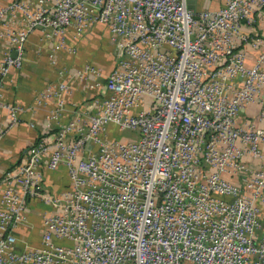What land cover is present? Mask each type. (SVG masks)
<instances>
[{"label":"built area","instance_id":"built-area-1","mask_svg":"<svg viewBox=\"0 0 264 264\" xmlns=\"http://www.w3.org/2000/svg\"><path fill=\"white\" fill-rule=\"evenodd\" d=\"M259 20L264 0L199 10L187 0L1 3L0 43L8 50L0 55V108L8 118L0 138L23 110L3 100V80L21 66L33 31L52 66L58 51H75L67 35L94 23L107 27L120 55L105 75L84 62L35 92L33 104L55 99L46 117L56 130L0 176V264H264ZM72 80L91 92L90 106L61 122ZM252 102L256 116L238 122ZM109 126L134 136L121 140ZM59 165L68 184L51 192L42 167ZM40 204L47 207L37 210L32 243L29 207Z\"/></svg>","mask_w":264,"mask_h":264},{"label":"crops","instance_id":"crops-1","mask_svg":"<svg viewBox=\"0 0 264 264\" xmlns=\"http://www.w3.org/2000/svg\"><path fill=\"white\" fill-rule=\"evenodd\" d=\"M6 1L8 0H0V4ZM221 3L222 0H193L191 8L193 10L202 8L211 9L218 7ZM257 22L258 23L254 25L255 31L263 32L264 23L261 20ZM75 38L67 35V41L75 47V51L73 53H68L64 50L58 51L56 53L57 64L52 66L48 62L45 45L43 44L42 47L39 48V31L36 29L28 36L21 66L19 68L10 69L4 77L1 88L3 100L19 104L23 107V110L18 115V121L7 126L0 138V176L6 169L21 158L26 147L37 137L51 135V133L56 130L55 123L46 117L47 112L55 106V99L50 97L44 103L33 104V96L35 92L42 89L48 81L57 79L61 74L62 68H65L64 71H68V74H72L79 65L84 62H89L85 58V48L83 53H81L80 51L82 50H79L80 45L77 44L78 42ZM3 50H8V47L2 42L0 43V55ZM11 52L12 51H10V53ZM75 52H77L76 55H78V57L80 56L81 59L77 60V62L74 61ZM115 59L111 60L109 64H105V66H108L107 72L113 66ZM251 59L252 54L247 58V62H251ZM101 66L99 65L102 70ZM102 73L103 75L106 74L103 71ZM71 85L70 91L64 96V107L59 113L58 119L61 122L72 118L75 113L82 115V112L87 110L90 106L91 92L85 88L83 83L72 80ZM258 107L259 105L257 102L250 103L238 114V122L254 118L257 114ZM7 118L6 111L0 108V126L6 123ZM29 123H32V125ZM42 182L49 191H59L63 186L68 184V175L65 167L59 165L55 170H48L42 167ZM43 206L45 205L42 204L29 207L28 217L30 220H33L34 215H36V217H34L35 220L38 218L37 210L41 209ZM45 207H47V205ZM35 227L34 233L30 232V241L32 243H36L39 237L38 225Z\"/></svg>","mask_w":264,"mask_h":264},{"label":"rangeland","instance_id":"rangeland-1","mask_svg":"<svg viewBox=\"0 0 264 264\" xmlns=\"http://www.w3.org/2000/svg\"><path fill=\"white\" fill-rule=\"evenodd\" d=\"M77 40V44L80 45L79 50L81 53H83V50L85 48V58L87 61L94 63L96 66L99 67V65L102 67V71L104 73L107 72L108 66H105V64H109L111 60L115 59L117 56L120 55L119 49L109 42L108 39V31L107 27L104 24L101 23H94L90 27L87 28V30L80 36H77L75 38ZM77 48V49H78ZM76 49V50H77ZM79 53L80 55H82ZM77 52H75L74 61L77 62V60H81L80 56L76 55ZM109 135H113L114 137H118L121 140H124L125 138H131L134 136V133L132 131H129L128 129H119L117 127L109 126ZM41 205V204H40ZM39 216V215H38ZM36 217V215H34ZM32 223V228H29L28 230L29 234L28 237L30 238V232L34 233V229H36V225L39 226V218L36 220L34 219Z\"/></svg>","mask_w":264,"mask_h":264},{"label":"water","instance_id":"water-1","mask_svg":"<svg viewBox=\"0 0 264 264\" xmlns=\"http://www.w3.org/2000/svg\"><path fill=\"white\" fill-rule=\"evenodd\" d=\"M192 3H193V0H187V5H188L189 7L192 6ZM11 54L13 55L14 52L12 51ZM16 251H19V249H17Z\"/></svg>","mask_w":264,"mask_h":264},{"label":"trees","instance_id":"trees-1","mask_svg":"<svg viewBox=\"0 0 264 264\" xmlns=\"http://www.w3.org/2000/svg\"><path fill=\"white\" fill-rule=\"evenodd\" d=\"M82 35V34H81ZM80 36V35H79ZM75 38V37H74Z\"/></svg>","mask_w":264,"mask_h":264}]
</instances>
